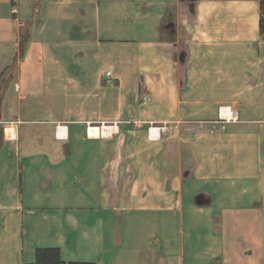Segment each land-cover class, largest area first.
Returning <instances> with one entry per match:
<instances>
[{
	"label": "crops",
	"instance_id": "obj_1",
	"mask_svg": "<svg viewBox=\"0 0 264 264\" xmlns=\"http://www.w3.org/2000/svg\"><path fill=\"white\" fill-rule=\"evenodd\" d=\"M261 16V0H0V264L47 247L262 260Z\"/></svg>",
	"mask_w": 264,
	"mask_h": 264
},
{
	"label": "trees",
	"instance_id": "obj_2",
	"mask_svg": "<svg viewBox=\"0 0 264 264\" xmlns=\"http://www.w3.org/2000/svg\"><path fill=\"white\" fill-rule=\"evenodd\" d=\"M261 33L264 36V0H261ZM31 264H96L94 262H82V261H65L61 256L59 248L47 247L39 248L36 252V261Z\"/></svg>",
	"mask_w": 264,
	"mask_h": 264
},
{
	"label": "rangeland",
	"instance_id": "obj_3",
	"mask_svg": "<svg viewBox=\"0 0 264 264\" xmlns=\"http://www.w3.org/2000/svg\"><path fill=\"white\" fill-rule=\"evenodd\" d=\"M14 74L13 69L7 70L3 75L0 76V96L2 97L5 91H9L10 86H12V79L10 78ZM10 85V86H9ZM8 93V92H7ZM0 97V99H1ZM253 264H264V255L262 260H258Z\"/></svg>",
	"mask_w": 264,
	"mask_h": 264
},
{
	"label": "built area",
	"instance_id": "obj_4",
	"mask_svg": "<svg viewBox=\"0 0 264 264\" xmlns=\"http://www.w3.org/2000/svg\"><path fill=\"white\" fill-rule=\"evenodd\" d=\"M13 12L14 13H17L18 12V8L15 7L13 9ZM110 74H111V72L108 71V75H110ZM213 123L214 124H213L212 128L210 129L211 132H215L217 130H223V129H225L226 128L227 121L226 120H218V121H215Z\"/></svg>",
	"mask_w": 264,
	"mask_h": 264
},
{
	"label": "bare ground",
	"instance_id": "obj_5",
	"mask_svg": "<svg viewBox=\"0 0 264 264\" xmlns=\"http://www.w3.org/2000/svg\"><path fill=\"white\" fill-rule=\"evenodd\" d=\"M93 132L96 133V134H100V131L98 129L93 130Z\"/></svg>",
	"mask_w": 264,
	"mask_h": 264
}]
</instances>
